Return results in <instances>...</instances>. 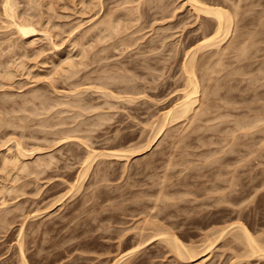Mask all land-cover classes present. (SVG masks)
<instances>
[{"label": "rangeland", "instance_id": "obj_1", "mask_svg": "<svg viewBox=\"0 0 264 264\" xmlns=\"http://www.w3.org/2000/svg\"><path fill=\"white\" fill-rule=\"evenodd\" d=\"M5 1L0 0V45L2 44V51L4 50L7 57L2 59L5 61H2L3 64L0 65V75L1 73L3 75L7 69L8 61H10L8 59H11L10 55L13 56L10 53V58H8L7 53L10 49L7 48L8 44L17 45L21 41L20 36L15 35L16 31L13 32L12 23L7 22L9 18L3 16L4 10L2 9L5 3L2 2ZM26 1L28 0H10L11 4L14 3V8L15 6L16 8L21 7L15 10L20 11L18 13L22 12V16H25L27 12L29 15L32 13L35 15L38 9L41 15L47 14L42 22L39 20L41 26L37 20L43 16L37 13L41 17L38 19L34 17L36 23L38 22V31H50V29L52 31L54 28L52 23L56 22V25L57 23L62 25L63 32L60 26L61 35L50 40L51 43L42 32L35 36L33 45L29 42L23 47V43H18L25 49V53L28 52L24 57L27 66L25 70L22 67L19 69L18 65L20 66L22 61L17 55H15L16 58L13 56L15 63L11 60L12 65L10 64L9 67H14L19 71L16 70L18 74L16 73L17 76L15 75L13 81L11 79V83L7 84L9 81L4 79L6 85L3 83L4 87L0 85V113L4 119L12 116V120L18 114L17 123L20 121L21 123L18 124H21L20 127L23 129L16 123V119L14 121L18 129L13 126L14 124H9L8 128L2 127L0 152H5L7 148L9 150V147H11L10 150H14L15 143L21 141L25 149L31 148L32 150L33 147L36 150V147L37 150L39 148L41 150L36 151L37 153L35 152L30 159L29 156L27 162L35 160L34 157H36L40 160L46 158L43 163H47L55 157L53 159L55 164L53 162V166L50 165L49 169L45 167L47 171L43 168L46 172L40 174L41 171L38 175L31 171L28 173L29 170L24 172L16 170L12 175H7L9 174L7 171L4 173L0 171V218L7 220L6 223L3 222L4 220L0 221V264H23L22 261H26L27 264H114L123 256L125 258L120 264H264V259L242 257L245 247L234 241L233 233L229 232L215 241L213 248L211 247L212 250L210 248L211 251L203 252L208 236L224 227L231 228L238 222L244 224L256 238L264 243V0H203L208 5L220 6L229 10L234 16L233 29L239 32V35L245 33L246 41L242 43L243 46H239L240 43L239 45L237 42L236 45L234 43V47L229 48L227 52L225 51L226 53L223 52L222 59L220 55H218L219 58L215 55L216 58L221 59V63L215 59L213 62L216 64L208 61V65L203 64L201 69L199 66L200 70H197L199 80L206 78L200 82L198 98L205 103L198 100L199 104H196V107L199 109L206 106L209 109L205 108V112L209 110V113H205L207 115L203 118L199 117L200 120L196 117L197 121L193 118V122L192 120H180L179 123L171 124L173 126L168 125V128H165L159 135L160 137H157V141H154V145L151 144L152 146L148 147L146 152H142L143 154L132 157L128 163L125 159L120 161L96 158L97 160L93 161V166L91 165L92 168L89 169L90 172L88 171L83 182H80L77 177L81 160L87 154V150L84 145L80 144L78 136H73L68 141L63 140L65 142H59L58 131L65 128L71 129L72 126L80 123L85 113L86 119L83 118V120L88 119L86 124L92 125V128L89 125H87L88 128L83 125L84 121L82 128L86 127L85 133L83 130L86 135L82 132L73 135H83L80 137L85 136L84 139L91 140V142L84 141V143L92 145L93 149L105 152L122 151L138 145V147H143L150 137H153L151 127L155 126L153 127L155 134L156 126L163 122V119L160 120L165 116L163 114L168 113L183 95L185 88V77L182 71L184 55L200 40L202 21L196 19L189 6L182 8L184 0H138L137 3L141 1L140 23L131 22L134 26L131 23L129 25V22L124 24L132 26V30L130 32L128 30V34H132L128 38L129 43H133H131L132 46L114 48L113 41L107 39V41L98 42L104 37L99 38L97 34L89 35V39L85 40V44L83 43L86 49H83L89 48L92 54L87 56L89 59L84 60L78 49L80 46L74 48L73 43L80 38L83 30L93 25V18L98 20L103 15H107L110 9H115L121 3L119 1L123 0H102L105 2L104 13L99 10L100 5L95 6L96 9L92 7L96 10L94 12L90 11V8L87 9L90 2L96 3L99 0H39L36 3L46 1L49 3L48 6L53 4L56 7L53 9L49 7V10L46 4L44 3L43 6L42 3L43 7L38 8L40 6L38 3L36 9L34 8L35 14L28 7L34 0L33 2L30 0V5ZM137 3L134 2L131 6L137 7ZM238 5L239 8H237ZM82 9H85L84 12ZM89 11L93 13L90 14ZM20 16L18 20L21 19ZM127 19L126 17L123 20ZM75 23L80 25L82 31L80 28L76 30L78 27L75 29ZM57 29L54 28L55 31ZM236 32L229 35L222 45L224 48L237 36ZM9 40L12 42L9 43ZM53 47L65 54L71 53L72 62L74 59L75 63L82 62V59L86 62H83L85 66L77 64L76 70L81 68L79 75L78 72L76 77L70 78V74L68 76L61 70L63 65L65 67L70 63L63 55L64 53L57 60L61 65L58 68L51 67L49 64L36 65V63L39 64L44 54L47 57L48 54H53ZM211 51L214 53L216 49H211L210 54H212ZM21 52H23L22 49L19 54ZM2 54L1 52L0 55ZM35 54H42V56L39 59L34 56ZM200 55L201 53H198V59H201ZM204 59L208 57L199 61L204 63L206 62ZM6 60L8 64L5 63ZM75 63L73 64L76 65ZM38 71H45L48 76H41L42 80L39 76L38 79L36 77ZM208 75L212 76L211 82ZM3 76H1L2 79ZM202 76L205 77L202 78ZM110 77L113 78L109 79ZM100 84L104 85L101 88L103 91L100 89ZM109 85L114 89L109 88ZM115 87L118 91L114 95L116 97L122 88L124 91L126 88L132 89L133 87L134 91L137 90L136 95H129V97L137 101L129 104L123 102L124 99L120 101V99L113 98V100L109 97V100H106L107 98L101 93L114 92ZM204 88L206 91H203ZM202 93L205 94L204 97ZM122 96L127 97L125 94L118 97ZM43 98L47 99L45 100L48 103L47 108L49 106L48 111L51 112H47L50 114H46L45 117L46 109L43 108V112L40 111L43 109H39L46 104ZM65 103L69 107L71 105L70 108L76 107L72 108L74 114L68 106L66 109L69 112L66 110L67 113H65ZM28 112L35 114L31 115ZM100 112L107 113L111 118L105 121L107 126L105 124L102 127L103 131L101 127H99L101 129L96 127L99 131L93 127L96 120L100 121ZM79 113L82 117H78ZM107 115L104 116L106 119ZM26 117H30L27 119L28 122L25 120ZM43 118L46 124H50L48 126L44 124L48 128L41 127L45 123ZM204 118H208L209 121ZM63 122L65 125H62ZM188 122L193 124H186ZM55 125L58 126L53 127ZM92 130H95V133H91V137L89 135L90 132H94ZM123 133L125 136L127 134V139L122 141ZM8 137L10 140L8 139L7 142ZM15 149L9 153L14 155L17 151V148ZM47 159L48 161H45ZM33 164L29 167H33ZM16 173L20 175L18 178H16ZM30 173L33 175L30 176ZM77 180L81 184L78 183V185ZM24 184L27 185L24 186ZM211 185H221L222 189L211 192L208 190ZM21 186L26 188L22 187L25 189H22L23 192ZM3 187L5 189L11 187V191L7 189L8 192ZM162 187L166 192L162 191V194H165L163 196L158 194L162 198H158L159 202L155 194L158 190H163ZM70 188L73 189L70 190ZM5 202L6 205L14 203V207L10 206V208L9 205L3 207ZM160 227L175 232L186 246L200 249L198 253L200 252L202 257L196 261L179 259L171 248L158 237ZM213 237L212 235L211 238ZM142 242L143 245H141ZM137 246L142 247L136 251ZM132 251L137 253H132ZM24 252L23 257L26 258L22 260Z\"/></svg>", "mask_w": 264, "mask_h": 264}, {"label": "bare ground", "instance_id": "obj_2", "mask_svg": "<svg viewBox=\"0 0 264 264\" xmlns=\"http://www.w3.org/2000/svg\"><path fill=\"white\" fill-rule=\"evenodd\" d=\"M25 1V0H24ZM29 1V2H28ZM28 1H26V3L27 4H29L30 5V3L31 2H33V0L30 2V0H28ZM37 1H39V0H34V2H35V4H34V2L33 3H31V7L30 6H28L30 9H32L33 10V12H34V8L36 9V7H37V5H38V3H40V2H38V3H36ZM41 1V0H40ZM48 1V0H47ZM49 1H51V0H49ZM93 1H97V0H93ZM136 1H138V0H123V1H119V5L115 8V9H110L109 10V8H108V10H109V12L107 13V15H103V17H100L97 21L95 20V18H93L92 19V21L94 22L93 23V25L90 27V28H88V29H86L85 31L83 30L82 31V28H80V25L78 24V25H76V23H75V25H76V27L75 26H73V28L75 27V29L76 30H78L79 28H80V31H82L81 33H82V35L80 36V38H77V40L73 43L74 44V48H75V46H80L78 49L80 50V53L82 54V58L85 60L86 58H88L87 56H90V54H92L90 51H89V48L87 49V50H85L86 48H85V46L83 47V43L85 42V40H88L89 38V35H94V34H97L98 36L97 37H104L103 39H99L98 40V42H102V40H104V41H107V39L110 41H113L112 43H113V45H114V48H118V47H120V46H127V47H131L132 46V44L131 43H129L130 42V40H128V38H130V34H128V30H129V32H130V30H132V26L130 27L129 25H131L132 23L131 22H139L140 23V21L139 20H141V16L139 15L140 14V12H139V10H140V8H139V6L141 5V1H139V3H137ZM14 2V1H13ZM134 2L135 3H137L136 4V6L137 7H132L133 5L132 4H134ZM2 3H5L4 4V6H3V9L2 10H4V12H3V16H6V18L8 19H5V20H7V22L9 23V24H11L12 25V29L14 30L13 32H15L16 31V33L17 34H15V35H19L20 36V38H21V41L20 42H18L17 40V42L19 43V44H22L23 43V47L25 46V44H27V43H29L30 42V44H35V36L37 35V34H39L40 32H42V33H44V35H45V37H48L49 38V41L50 40H54V39H56L55 37H57V36H60L61 35V33L63 32V27H62V25H60L59 23H57V25H56V22L54 23H52V24H54L53 26H54V28H58L56 31L54 30V28H52V31H51V29H50V27H49V29H50V31L48 30V31H43V30H37L38 28V22H39V20H41L40 22H42L43 21V19H44V17H45V15H47V14H45L44 16L43 15H41L39 12V9H38V11L37 10H35V11H37V13L38 14H40L41 16H43V18L40 16V15H37V13L36 12H34V14L35 15H29V14H27V13H25L23 10H21V11H23L24 13H25V16H22L21 15V13H18V12H20V11H16L15 9H21V7H17L16 8V6H15V8H14V3L13 4H11L12 2H10V0H6L5 2H2ZM24 3V2H23ZM43 3V4H42ZM44 3L46 4L45 6H47V8L50 10V8L51 9H53V7H54V5L53 4H50L49 6H48V4L49 3H46V1L45 2H41L40 3V6H38V8H40L42 5L44 6ZM53 3H54V1H53ZM240 3V2H239ZM238 3V4H239ZM17 4V3H16ZM42 4V5H41ZM104 4H105V2H103L102 0H99L98 2H90V4L88 5V10H89V8H90V11H96V10H94V9H96L95 8V6H97V5H100V9L99 10H102V12H103V6H104ZM115 4H116V2H115ZM36 5V6H35ZM52 5V6H51ZM132 5V6H131ZM25 6H26V4H25ZM42 6V7H43ZM83 6H84V3H83ZM85 6H86V3H85ZM186 6H189L190 7V9H191V12L192 13H194L195 14V17H196V19L197 20H200V21H202V26H201V31H200V33L202 32V36L200 37V40H198V42H197V45L195 46V47H192L191 49H188L187 51H186V53H185V55H184V59H183V63H182V71H183V76L185 77V88L183 89V95L181 96V98H180V100H179V102H177V104L176 105H174V107L170 110V111H168V113L166 112V114H163V118H161L160 120H162L163 119V122L161 123V125L159 124V126L157 125V124H154V125H157L156 126V132H155V134L153 133V130H155V128H153V127H155V126H153V127H151V131H152V136L153 137H150V139H152V140H150L149 139V141H148V143H146L143 147H129V148H127V149H121L122 151H118V150H116V151H98V149L97 150H95V149H93V146H92V148H91V146L88 144V143H84V141L85 142H91V140H89V139H91V138H89L88 140L89 141H87V139H84V138H86L85 136L84 137H80V136H83V135H73V134H76V133H83V130H84V133H85V129H86V127L85 128H82L83 127V125H85V126H87V125H89V124H86V122H87V120H85L86 118L84 117V115H85V113H84V115H82L81 113H79V116L78 117H82V119H80V118H78V120L80 119V123H77L76 125L74 124V123H76L78 120H76V122H74L73 123V125H75V126H72V128L71 129H64V130H61L60 132L58 131V133L57 134H60L58 137L60 138V141H59V138L57 139L59 142H61V141H63V140H70V138L71 137H73V136H75V137H77V138H79V140H80V144H82V145H84L85 146V148H86V152H87V154L85 155V157H83L82 158V160H81V163H80V165H81V167H80V172H79V176L77 177L78 178V180L80 181V182H83V180H84V177L86 176V175H88L87 173H88V171H89V169L90 168H92L91 167V165L93 166V161L96 159V158H101V160H102V158H104V159H106V160H108V159H117V160H120L121 161V159H125L127 162L126 163H128V162H130V160L132 159V157H134V156H136V155H138V154H141L142 152H146L145 150H147L148 149V147L150 148L152 145L151 144H155V140L156 139H158L157 137H160L159 135H161L162 134V132L165 130V128H168L167 126L168 125H170V126H173V125H171V124H173L174 122H176V123H179L180 122V120L182 121V120H192L193 118V120H195V118L197 117L198 118V120H200V118L199 117H201V118H203V117H205L207 114H205V113H207L209 110H207L206 112H205V108H206V106H205V108L203 109L202 107H200L199 109H198V107H196L197 105L196 104H199V103H197L198 102V100H201V99H199L198 97L200 96V82L201 81H203L206 77L205 76H202V78L203 77H205L204 79H202L201 81L199 80V77H198V71L202 68V66H203V64H206V65H208L207 63H208V61H211L212 63H215V62H213V61H215V59H216V61H217V59L219 58V56L218 55H220V57H221V55H224V53H226L227 52V50H229V48H231L232 46L234 47L235 45H236V42H237V44L239 45V43H240V45L239 46H243L244 44H242V43H246V41H245V33H243V34H241L240 33V35H239V32H236L234 29H233V23H234V16L231 14V12L229 11V10H227V9H225V8H223V7H220V6H212V5H208L207 4V2H203V0H184V4L182 5V8H184V7H186ZM33 7V8H32ZM50 7V8H49ZM56 7V6H55ZM54 7V8H55ZM92 7H94V9H92ZM83 8H86V7H83ZM99 8V7H98ZM111 8V7H110ZM180 8V7H179ZM237 8H239V5H238V7ZM30 9H29V11H30ZM46 9V8H45ZM92 9V10H91ZM25 10H26V7H25ZM31 10V11H32ZM42 10V9H41ZM47 10V9H46ZM48 10V11H49ZM83 10V9H82ZM85 10V9H84ZM84 10H83V12H84ZM28 11V10H27ZM53 11V10H52ZM89 11V12H90ZM136 11V12H135ZM41 12H43V11H41ZM53 12H55V11H53ZM86 12H88V11H86ZM85 12V13H86ZM93 12H90V14L91 13H93ZM98 13H99V11H97ZM102 12H100V13H102ZM106 12V11H105ZM139 12V13H138ZM16 13L18 14V15H16ZM23 13V14H24ZM44 13V12H43ZM104 13V12H103ZM136 13H137V15H136ZM5 14V15H4ZM67 14V13H66ZM89 14V13H88ZM97 14V13H96ZM142 14V13H141ZM174 14V13H173ZM21 15V16H20ZM27 15V16H26ZM29 15V16H28ZM56 15V14H55ZM59 15V14H58ZM99 15V14H98ZM101 15V14H100ZM17 16V17H16ZM20 16V20H18V17ZM38 16V17H37ZM52 17H53V15H51ZM60 16H62V15H60ZM95 16V15H94ZM139 16H140V18H139ZM34 17L35 18H40V19H38L37 21V23H36V19H34ZM47 17V16H46ZM64 17H66V16H64ZM98 17V16H97ZM125 17V18H124ZM126 17L129 19H127V20H123V19H126ZM173 17V16H172ZM17 18V19H16ZM49 19H50V15H49V17H48ZM55 18H57V17H55ZM60 18V17H59ZM3 19V18H2ZM12 21H11V20ZM175 18H173V20H174ZM9 20H10V22H9ZM55 20V19H54ZM61 20V19H60ZM44 21H46V19L44 20ZM57 21L58 22H60L58 19H57ZM125 21H127V22H125ZM40 22H39V25H40ZM124 22V23H123ZM129 22V25H124V24H127ZM47 23V22H46ZM48 23H49V20H48ZM131 23V24H130ZM134 23L132 24L133 26H134ZM138 23V24H139ZM197 23H198V21H197ZM7 24V23H6ZM50 24V23H49ZM46 25V24H45ZM83 25V24H82ZM41 26V25H40ZM53 26H51V27H53ZM60 26H61V30H62V32H61V30H59L60 29ZM84 26V25H83ZM3 27V26H2ZM9 28H11V26H8ZM4 28H5V26H4ZM6 29V28H5ZM42 29V28H41ZM46 29V28H45ZM54 30V31H53ZM237 31H238V29H236ZM70 32H72V31H70ZM75 32V30L73 31V33ZM233 32H236V34H237V36H235L234 38H236V39H234L233 38V40H231L230 42H229V44L227 45V47H223L222 45L225 43V41L227 40V38L229 37V35L230 34H232ZM41 33V34H42ZM73 33H71V34H73ZM136 34V32H133V34ZM102 34L104 35V36H102ZM247 34V33H246ZM99 35H101V36H99ZM129 37H128V36ZM238 35H239V37H238ZM244 35V36H243ZM248 35V34H247ZM246 35V36H247ZM131 36H132V34H131ZM44 37V36H43ZM44 37V38H45ZM79 37V36H78ZM244 39H242V38ZM5 38V37H4ZM3 38V39H4ZM20 38H19V40H20ZM48 38H47V40H48ZM247 38H249V36H247ZM12 39V38H11ZM242 39V40H241ZM101 40V41H100ZM239 40H241V41H239ZM247 40V39H246ZM15 41V40H14ZM72 41V40H71ZM3 42V41H2ZM1 42V43H2ZM10 42H12V41H10L9 40V43ZM6 43V42H5ZM4 43V44H5ZM16 43V42H15ZM17 43V45H15L14 43H12V45L10 46V44H6L7 46V48L9 49V53H7V55H8V58H10L11 57V59H8V58H5V59H8V60H10V61H8V63H7V60H6V64H8L7 65V69H5V71H4V73H3V75H2V73H1V75H0V78H1V76H3V81L1 80L0 82H1V86L4 84V79L6 80H8L7 82V84H9V83H11V79H12V81H13V79H14V77H15V75H16V73L18 74V69H14V67L13 68H11V67H9L10 66V62H11V60H13L12 58H13V56L15 57V55H17L18 57H20V60L22 61V64L19 66L18 64V68L20 69V67H22L24 70H25V67L27 66L26 65V63H25V58L24 57H26L27 56V53H25L24 52V48H22V47H20L19 46V44ZM50 43H51V41H50ZM234 43H235V45H234ZM71 44V43H70ZM72 44V45H73ZM85 44V43H84ZM242 44V45H241ZM2 45V44H1ZM0 45V49H1V52L4 54L5 52H4V50L2 51V46ZM54 45V44H53ZM112 45V46H113ZM237 45V46H238ZM22 46V45H21ZM118 46V47H117ZM222 46V47H221ZM236 46V47H237ZM34 47V46H33ZM68 47H70V46H68ZM93 47V49H94V46H92ZM126 47V48H127ZM5 48V47H4ZM54 48V47H53ZM61 48V47H60ZM72 48V47H71ZM83 48H85V49H83ZM107 48V47H106ZM216 49V52H214L213 53V51H211L212 52V54H210V50L211 49ZM243 48V47H242ZM21 49H22V51L23 52H21V54H19L20 53V51H21ZM55 49V48H54ZM54 49H53V54L52 55H49L48 54V57L47 56H42V54H35L34 56L36 57V58H39L40 59V57H41V59H40V61L38 62L39 64H37L36 63V65H40V63H41V65H44V64H46V65H48L49 64V66L51 65V67L52 66H56L57 68L59 67V66H61L58 62H57V60H58V58L60 59V57H62V53H64L63 51H60L58 48V50H56L55 51V53H54ZM92 49V50H93ZM105 48H103V51H105L104 50ZM20 50V51H19ZM52 50V49H51ZM205 50V51H204ZM207 50H209V51H207ZM6 51V52H7ZM34 51V50H33ZM67 51V50H66ZM73 51V50H72ZM89 51V52H88ZM207 51V53H208V55H207V53L206 54H204V52H206ZM226 51V52H225ZM0 52V53H1ZM37 52V51H36ZM224 52V53H223ZM10 53L11 54H13V56L12 55H10ZM41 53V52H40ZM73 53V52H72ZM89 53V54H88ZM198 53L200 54L201 53V59L203 60V58H207L208 57V59H212V60H208V59H204L206 62H200L199 60H201V59H198L197 58V56H198ZM202 53L204 54V55H202ZM222 53V54H221ZM3 54H2V58L0 57V65H2L3 63H2V61H5V60H2L4 57H7V56H5V54H4V56H3ZM71 53H69V52H67V54H63V55H65V57H67V60H68V62H70L68 65L66 64V66L64 67V65L62 66V67H64V69L61 67V70L62 71H64L66 74H68V76H69V74H70V78H72V77H74L79 71H80V69L79 70H76V66H77V64H80V66H85V64L84 63H86L85 61H83V59H82V62H78V63H75L74 61H75V59H74V61L72 62V58H71V55H70ZM9 55H10V57H9ZM47 55V54H46ZM218 57V58H216V56ZM16 56V57H17ZM15 57V58H16ZM30 57V56H29ZM74 57V56H73ZM14 58V59H15ZM89 59V58H88ZM221 59H222V57H221ZM221 59H218L219 60V62L221 63ZM16 60V59H15ZM19 62H20V60L19 59H17ZM37 60V59H36ZM66 60V59H65ZM201 60V61H202ZM14 61V60H13ZM12 61V62H13ZM78 61V60H77ZM17 62V61H16ZM28 62V61H27ZM33 62H34V60H33ZM66 62V61H65ZM68 62H66V63H68ZM84 62V63H83ZM211 62H209V63H211ZM218 62V61H217ZM14 63H15V61H14ZM73 63H75L76 65H74ZM83 63V64H82ZM220 63H218L219 65H220ZM6 64H4V65H6ZM200 64V65H199ZM216 64V63H215ZM223 64V63H222ZM3 65V66H4ZM12 65V64H11ZM14 65V64H13ZM33 65H35V64H33ZM46 65H44V66H46ZM87 65V64H86ZM211 65V64H210ZM209 65V66H210ZM218 65V66H219ZM43 66V67H44ZM88 66V65H87ZM86 66V67H87ZM197 66H198V69H197ZM199 66H200V69H199ZM9 67V68H8ZM15 67H17V66H15ZM204 67H205V65H204ZM34 68V67H33ZM37 68V67H36ZM39 68V67H38ZM46 68V67H45ZM215 68V67H214ZM42 69V68H41ZM41 69H39L40 71H41ZM49 69V68H48ZM209 69V68H208ZM212 69V68H211ZM211 69H209V70H211ZM16 70H18V71H16ZM30 70V69H29ZM43 70V69H42ZM44 70H46V69H44ZM198 70V71H197ZM214 70V69H213ZM32 71V70H31ZM40 71H38L37 72V74L36 75H38V76H36V75H34V77L36 76L37 78L40 76V78H41V80H42V77L41 76H48L46 73H45V71H42V72H40ZM57 71V70H56ZM208 71V70H207ZM6 72V73H5ZM48 72V71H47ZM212 72H214V71H212ZM211 72V73H212ZM208 73H209V71H208ZM208 73H206V75L208 74ZM53 74V73H52ZM80 74V72L78 73V75ZM49 75H51V74H49ZM54 75V74H53ZM17 76V75H16ZM32 76V75H31ZM55 76V75H54ZM54 76H53V78H54ZM77 76V75H76ZM75 76V77H76ZM209 76V80L211 79V77H210V75H208ZM68 77V79H70ZM111 78H113V77H110L109 79H111ZM39 79V78H38ZM37 79V80H38ZM45 79V78H44ZM49 79V78H48ZM47 79V80H48ZM201 79V78H200ZM208 79V78H207ZM51 80V79H50ZM208 80V81H209ZM46 81V80H45ZM207 81V82H208ZM54 82V81H53ZM205 82H206V80H205ZM210 82H211V80H210ZM3 83V84H2ZM109 83V82H108ZM107 83V84H108ZM104 84V83H103ZM106 84V85H107ZM111 85H112V83H110ZM4 85H6V84H4ZM4 85H3V87H4ZM11 85V84H10ZM10 85H7V86H10ZM111 85H109V88H111L112 90L114 89V88H112L111 87ZM104 86V85H103ZM103 86H101V84H100V89L101 88H103ZM108 86V85H107ZM106 86V87H107ZM117 87V86H116ZM116 87H115V90H114V92H110V93H105V92H102L101 94H102V96L103 97H105V98H107L106 100H109V97H111L112 99L114 98H117L116 100H119L120 99V101L122 100V99H124V100H122L123 102L125 101V103L127 102V103H132L133 101L135 102V101H137V100H135L133 97H129V95L130 96H134V95H136V92H137V90L136 91H134V88L133 87H131L132 89H129V88H126V89H124V91H123V88L121 89V90H119V94L121 93V94H125V95H127V97L125 96H122V97H118V96H121V94L119 95L118 93V95H117V97L116 96H114L115 95V93H116V91H117V89H116ZM206 87V86H205ZM118 89H120L119 87H117ZM202 88V87H201ZM208 90V89H207ZM98 91H100V90H98ZM101 91H103L102 89H101ZM111 91V90H110ZM203 91H206V89L204 88V90ZM79 92V91H78ZM118 92V91H117ZM205 94H206V92H204ZM79 94V93H78ZM139 94V93H138ZM203 94V93H202ZM205 94H203L202 96L204 97V95ZM211 94V93H210ZM209 94V95H210ZM38 96V95H37ZM78 96V95H77ZM2 97V96H1ZM45 97V96H44ZM202 97V99H204ZM110 98V99H111ZM3 99V98H2ZM5 99V98H4ZM3 99V100H4ZM38 99V98H37ZM44 99V98H43ZM111 99V100H112ZM113 99V100H114ZM45 100H47V99H44L43 101L46 103L47 101H45ZM205 100V99H204ZM43 101H42V103H43ZM199 102H202V100L201 101H199ZM8 103V102H7ZM107 103H110V101L108 102L107 101ZM202 103H205V102H202ZM14 104V103H13ZM29 104V103H28ZM41 104V103H40ZM63 104V103H62ZM62 104H60V105H62ZM133 104V103H132ZM201 104V103H200ZM16 105V104H15ZM26 105V104H25ZM44 105H46V106H44ZM44 105H42L43 107H39V109H46L45 110V114H44V117H45V115L47 114V112H50V111H48L49 110V106H48V108H47V105H48V103H46V104H44ZM202 106H203V104H201ZM205 105V104H204ZM209 104H207V106H208ZM51 106V105H50ZM63 106H64V104H63ZM65 113H67L66 112V108H67V106L69 107V105L68 104H66L65 103ZM112 106H114V105H112ZM13 107V106H12ZM62 107V106H61ZM70 107H71V105H70ZM69 107V108H70ZM215 107V106H214ZM7 108V107H6ZM34 108H36V107H34ZM51 108V107H50ZM72 108L74 109V108H76V107H73L72 106ZM72 108H70L71 109V113H73V110H72ZM81 108V107H80ZM17 109H19V108H17ZM44 109L43 110H40V111H44ZM93 109V108H92ZM198 109V110H197ZM206 109H209V108H206ZM1 110V109H0ZM21 110V109H20ZM34 110V109H33ZM33 110H31V111H33ZM35 110H37V111H39L38 109H35ZM113 110V109H112ZM18 111V110H17ZM28 111V110H27ZM30 111V110H29ZM63 111V112H64ZM68 112H69V110H67ZM12 112V111H11ZM11 112H8V113H10L11 114ZM33 112H35V111H33ZM33 112H28V113H31V115L32 114H35V113H33ZM2 113H3V111H2ZM8 113L6 114V116L8 115ZM51 113V112H50ZM50 113H48L47 115H49ZM75 113V112H74ZM73 113V114H74ZM77 113V112H76ZM104 113V112H103ZM109 113V112H108ZM209 113V112H208ZM212 113V112H211ZM3 114H5V112L3 113ZM21 114V113H20ZM41 116H42V114H41V112L39 113ZM55 114V113H54ZM70 114V113H69ZM100 115H99V118H100V121H99V119L98 120H96L97 122H96V124L95 123H93V127H97L98 126V128L99 127H104V125L106 124V120H108L109 121V119L108 118H110L108 115H107V113L106 114H102V112H100L99 113ZM13 115V114H12ZM27 115V114H26ZM68 115V114H67ZM80 115H82V116H80ZM94 115V114H93ZM108 116L107 117V119H106V117H104V116ZM202 115H204V116H202ZM210 115V114H209ZM5 116V115H4ZM14 116V115H13ZM18 116V114L17 115H15L14 117H13V120H12V116H10L11 117V119H10V117H8L9 119H4V117L2 118V114L0 113V132H1V129H2V127L3 128H8L9 127V124L10 125H12V124H14L13 126L14 127H17V124L18 123H21L20 121H18V123H17V117ZM37 116V115H36ZM65 116H66V114H65ZM69 116V115H68ZM89 116V115H88ZM25 117V116H24ZM31 117V116H30ZM30 117H28V118H30ZM40 117V116H39ZM62 117V119H63V116H61ZM67 117V116H66ZM27 117L25 118V120H26V122H28V119ZM47 118V117H46ZM50 118V117H49ZM49 118L48 119H46L47 121L49 120ZM83 118H85L84 120H83ZM94 118V117H93ZM197 118H196V121H197ZM16 119V123H15V120ZM33 119H34V117H33ZM40 120L42 119V118H39ZM61 119V118H60ZM65 119V118H64ZM76 119H77V117H76ZM206 118H204V120H205ZM22 120V119H21ZM31 120H32V118H31ZM66 120V119H65ZM110 120H111V118H110ZM193 120H192V122H193ZM203 119H201V121H202ZM206 120H208V118L206 119ZM261 120V119H260ZM12 121H14V123L12 122ZM24 121V120H23ZM45 120H44V118H43V122H44ZM84 121H85V124H83L82 125V122L84 123ZM158 121V120H157ZM209 121V120H208ZM60 122V121H59ZM185 121H183V123H184ZM203 122V121H202ZM24 123H25V121H24ZM32 123V122H31ZM40 123V122H39ZM47 122L45 121V123H43V125H42V123H41V127H43V126H45L44 124H46ZM68 123V122H67ZM92 123V122H91ZM154 123H157V122H154ZM176 123H174V124H176ZM189 123H191V122H188V123H186V124H189ZM27 124V123H26ZM25 124V125H26ZM57 124H59V123H57ZM95 124V125H94ZM193 123H191V125H192ZM6 125H8L7 127H6ZM16 125V126H15ZM19 125V127H20V125L21 124H18ZM48 125H50V124H46V126H48ZM61 125V124H60ZM62 125H65L64 124V122H63V124ZM71 125V124H70ZM152 125V124H151ZM178 125V124H177ZM191 125H189V126H191ZM13 126H11V128L13 127ZM45 126V127H46ZM56 126H58V125H55V126H53V127H56ZM106 126H107V124H106ZM175 126V125H174ZM188 126V127H189ZM25 127V126H24ZM52 127V126H51ZM52 127V128H53ZM89 127L90 128H92V125L90 126L89 125ZM20 128H22V127H20ZM26 128V127H25ZM24 128V130H26L27 128H28V126H27V128L25 129ZM30 128V127H29ZM37 128V127H36ZM44 128V127H43ZM42 128V129H43ZM46 128H48V127H46ZM58 128V127H57ZM87 128H88V126H87ZM98 128H96L95 130H98ZM101 128H99V129H101ZM174 128V127H173ZM187 128V127H186ZM247 128V127H246ZM13 129H15L16 130V128H13ZM17 129H18V127H17ZM23 129V128H22ZM45 129V128H44ZM188 129V128H187ZM186 129V130H187ZM55 130V129H54ZM95 130H92V131H94V132H90V135L87 133V131H86V133L89 135V136H91V133H95ZM104 130V128H102V131ZM167 130H169V129H167ZM170 130H171V128H170ZM169 130V131H170ZM88 131H90V129L88 130ZM99 131V130H98ZM147 131V130H146ZM13 132V131H12ZM11 132V133H12ZM57 132V131H56ZM97 132V131H96ZM13 133H16V132H13ZM12 133V134H13ZM83 133V134H84ZM110 133V132H109ZM10 133H8V135H9ZM7 135V136H8ZM15 135V134H14ZM84 135H86V134H84ZM121 134L119 133V136H120ZM150 135V136H151ZM3 136V135H2ZM1 136V137H2ZM126 136H127V134H126ZM125 136V134L123 133V135H122V141H123V139L124 140H126L127 139V137ZM4 137V136H3ZM11 137V136H10ZM10 137H8V138H6V140H7V142L10 140L9 138ZM92 137V136H91ZM130 137V136H129ZM181 137V136H180ZM13 138V137H12ZM80 138H83V139H80ZM114 138V137H113ZM117 140L119 139V138H117V137H115ZM4 139H5V137H4ZM3 139V141L5 142V140ZM9 139V140H8ZM115 139V140H116ZM131 139H133V138H131ZM181 139H183V137L181 138ZM13 140V139H12ZM12 140L10 141V142H12ZM18 140V139H17ZM25 140V139H24ZM23 140V141H24ZM83 140V141H82ZM2 141V143H4ZM65 141H63V142H65ZM157 141V140H156ZM160 141V140H159ZM178 141H180V139L178 140ZM7 142H5V143H7ZM17 142V141H16ZM21 142V141H20ZM17 142V144L15 143V145H14V150H16L15 148H17V151H15V153H14V155H12L11 154V152L12 151H14V150H10V148L11 147H9V150H8V148H7V150H5V152L3 151V152H0V166L2 167H0L1 168V172L2 173H4V172H6L7 171V173H9V174H7V175H12V173H13V171H22V172H24V171H26V170H29L28 171V173L31 171V173H33V174H36L37 173V175H38V173H40L41 171V173L40 174H42V173H44V172H46L47 171V169H49V167H50V165L51 166H53V162H54V164H55V161L53 160L54 158H52L51 156V158H52V162H50V160L48 161V159L47 160H45V161H48L47 163L45 162V163H43V160L44 159H46V158H42V160H40V158H36V157H34L35 158V160L33 159L32 161H30V162H27V159H28V157H29V159L32 157V156H34V154H35V152L36 151H38L37 150V148L35 147V149L36 150H34V148L32 147V150H31V148L30 149H25L24 147H23V143L21 142ZM5 143H4V145H5ZM126 143V142H125ZM79 144V145H80ZM89 146H88V145ZM121 144V143H120ZM7 145V144H6ZM131 145V144H130ZM142 145V144H141ZM126 146V145H125ZM132 146V145H131ZM113 147V146H112ZM122 147V146H121ZM127 147V146H126ZM8 151V152H7ZM9 151H11L10 153H9ZM41 150H39L38 152H40ZM9 153V155L7 154V153ZM37 153V152H36ZM40 154H42V153H40ZM143 154V153H142ZM70 156V155H69ZM97 160V159H96ZM95 160V161H96ZM125 160H122V161H125ZM210 162V161H209ZM30 163V164H29ZM35 165H34V164ZM42 163H43V165H42ZM67 163V162H66ZM31 164H33V167H29V165H31ZM38 165V166H37ZM35 166V167H34ZM43 166V167H42ZM148 166V165H147ZM166 166V165H165ZM42 167V168H41ZM45 167H47V169L45 168ZM46 169V171H43L44 169ZM51 168V167H50ZM91 170V169H90ZM221 171V170H220ZM17 172V173H18ZM90 172V171H89ZM17 173H16V178H18L19 176L17 175ZM30 173V176L31 175H33V174H31ZM20 174V173H19ZM39 174V175H40ZM77 175H78V173H77ZM164 176H166V174L164 175ZM168 176V175H167ZM9 177H11V176H9ZM22 177V176H21ZM7 179H8V177H7ZM22 179V178H21ZM164 179H165V177H164ZM18 180V179H17ZM77 180V181H78ZM166 180V179H165ZM12 181V180H11ZM77 182V184L78 183H80V182ZM231 181V180H230ZM233 182H234V180H233ZM81 184V183H80ZM161 184V183H160ZM164 184V183H163ZM163 184H162V186H163ZM233 184V183H232ZM27 185V184H26ZM25 184H24V186H26ZM79 185V184H78ZM213 185V184H212ZM211 185V187L208 189L209 191H211V192H213V190L215 191V190H219V189H222L220 186L221 185H214V186H212ZM12 186V185H11ZM14 186H15V184H14ZM24 186H21V191H22V189L23 190H25L26 188L24 187ZM6 187V186H5ZM20 187V186H19ZM19 187H17V188H19ZM22 187H24V188H22ZM77 186H75V188H76ZM164 187V186H163ZM162 187V188H163ZM2 188V187H1ZM4 188V187H3ZM11 188V187H10ZM10 188H4L5 190H7V189H10ZM17 188H15V190H19V189H17ZM74 188V187H73ZM73 188H70V190H72ZM161 188V187H160ZM165 188V187H164ZM164 188H163V190H158V193L157 194H155L156 196H158V194H160L161 196H163V195H165V194H162V191H165L164 190ZM233 188V187H232ZM13 189H14V187H13ZM4 190V191H5ZM2 191V190H1ZM4 191H2V192H4ZM8 191V190H7ZM10 191H11V189H10ZM14 190H12V192H13ZM160 191V192H159ZM216 191V192H217ZM9 192V191H8ZM19 192H20V190H19ZM23 192V191H22ZM166 192V191H165ZM25 193V192H24ZM164 193V192H163ZM152 196V195H151ZM215 196H216V194H215ZM158 198H161V197H157V201H159L158 200ZM169 198V197H168ZM162 199V198H161ZM156 201V202H157ZM196 201V200H195ZM219 201V200H218ZM226 201V200H225ZM225 201H223V202H225ZM55 202V201H54ZM160 202V201H159ZM8 204V203H7ZM19 204V203H18ZM9 205V204H8ZM8 205H6V202H5V204L3 205V207H6V206H8ZM14 205V203L13 204H11V205H9V207L11 206H13ZM15 206H17L16 204H15ZM155 206H157V205H155ZM9 207H8V209H9ZM10 207V208H11ZM14 207V206H13ZM12 207V208H13ZM17 208H19V206L17 207ZM154 208V207H153ZM1 209V208H0ZM3 209V208H2ZM5 210H6V208H5ZM4 210V211H5ZM11 210V209H10ZM9 210V211H10ZM14 210V209H13ZM3 211V210H2ZM6 211H8V210H6ZM12 211V210H11ZM154 211V210H153ZM13 212V211H12ZM2 213V212H1ZM10 213V212H9ZM152 214V213H151ZM3 215H4V213H3ZM5 215H7V214H5ZM0 217H1V215H0ZM8 217V216H7ZM5 218V217H4ZM1 219V218H0ZM5 219H7V218H5ZM4 220V219H3ZM2 219L0 220V221H3ZM7 221V220H6ZM6 221L4 220L3 222H5L6 223ZM147 221V220H146ZM1 223V222H0ZM3 224V223H2ZM173 224V223H172ZM228 228H229V226H227V227H224L223 229H220V230H218V231H215L212 235L214 236L213 238H211V236L212 235H210V236H208L207 238L208 239H206L207 240V242H209V243H207L206 242V248H203V249H205L203 252H207L208 250H210V248L212 247L213 248V246H214V244H215V241H217V239H219V238H223L224 236H226V234L229 232V233H233L232 235H233V239H234V241H236V242H239L240 244H242L244 247H245V252L242 254V257H244V258H257V259H260V260H262V259H264V243H262L261 242V240H259L258 238H256L252 233H251V231H249L248 230V228L244 225V224H242V223H240V222H238V223H236V224H234L231 228H229V230H228ZM226 233V234H225ZM21 234V233H20ZM153 235V234H152ZM158 237L160 238V240L161 241H163L164 243H166L170 248H171V251H173L175 254H176V256L179 258V259H181V260H191V261H196L199 257H202L201 255H200V252L198 253V251L200 250V249H198L197 247L195 248L194 246L192 247H188V246H186L181 240H180V238L179 237H177V235H176V233L175 232H172L171 230H169V229H163L162 227H160V228H158ZM157 235H156V237H157ZM217 235V236H216ZM223 236V237H222ZM261 238V237H260ZM152 241V240H151ZM21 242V241H20ZM146 241H144V243H145ZM143 242H142V244L141 245H143L144 244ZM149 243H150V240H149ZM149 243H147V245L149 244ZM19 244H22V243H19ZM18 244V245H19ZM146 245V246H147ZM213 245V246H212ZM24 247V246H23ZM138 248H136V251L137 250H139V248H141L142 246H137ZM212 248H211V250H212ZM19 249V248H18ZM20 249H21V247H20ZM23 249V248H22ZM198 249V250H197ZM202 249V250H203ZM134 250V249H133ZM210 250V251H211ZM20 251V250H19ZM132 253H135V251H132ZM137 253V252H136ZM135 253V254H136ZM20 254H21V252H20ZM19 254V255H20ZM25 254V252L22 254V260H25V259H23V258H26V257H23V256H25L24 255ZM130 255H131V253H129ZM134 255V254H133ZM204 256H205V254H203ZM132 256V255H131ZM241 256V255H240ZM125 258V256H123V257H121V258H119L118 260H116L115 261V263L114 264H120L121 263V261L123 260ZM238 258H239V256H238ZM237 258V259H238ZM136 259V258H135ZM256 259V260H257ZM239 260V259H238ZM241 260H244V259H241ZM246 260V259H245ZM19 262H21V261H19ZM23 262V264L25 263V264H27L26 263V261H22Z\"/></svg>", "mask_w": 264, "mask_h": 264}]
</instances>
